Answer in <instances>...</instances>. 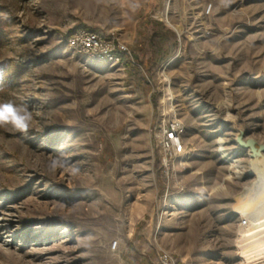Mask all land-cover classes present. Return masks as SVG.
<instances>
[{
  "label": "rangeland",
  "instance_id": "374dc122",
  "mask_svg": "<svg viewBox=\"0 0 264 264\" xmlns=\"http://www.w3.org/2000/svg\"><path fill=\"white\" fill-rule=\"evenodd\" d=\"M80 28L131 58L73 52ZM164 63L186 146L168 171ZM6 101L33 120L0 127V264H249L233 205L257 175L236 137L264 145V0H0Z\"/></svg>",
  "mask_w": 264,
  "mask_h": 264
},
{
  "label": "built area",
  "instance_id": "2783aa9c",
  "mask_svg": "<svg viewBox=\"0 0 264 264\" xmlns=\"http://www.w3.org/2000/svg\"><path fill=\"white\" fill-rule=\"evenodd\" d=\"M66 44L73 52L84 55L91 60L113 64H122L131 58L128 44L113 32L102 34L98 31L80 28L71 31L66 36ZM161 102L162 110L156 121L153 132L161 154V166L167 171L186 155V146L183 139L184 124L177 114L172 112L173 107ZM164 264H174L172 257L164 252L161 255Z\"/></svg>",
  "mask_w": 264,
  "mask_h": 264
},
{
  "label": "bare ground",
  "instance_id": "6f19581e",
  "mask_svg": "<svg viewBox=\"0 0 264 264\" xmlns=\"http://www.w3.org/2000/svg\"><path fill=\"white\" fill-rule=\"evenodd\" d=\"M161 15L165 17V12ZM165 65L166 63L161 66L159 73L168 96L162 95L161 102L172 105L171 81L165 74ZM172 112L174 113V109ZM260 155V151L251 152L250 171L257 176L236 195L233 205L234 212L241 217L236 245L241 249L242 258L249 264H255L253 261L260 258V254H264V159L259 158Z\"/></svg>",
  "mask_w": 264,
  "mask_h": 264
},
{
  "label": "clouds",
  "instance_id": "9594fccd",
  "mask_svg": "<svg viewBox=\"0 0 264 264\" xmlns=\"http://www.w3.org/2000/svg\"><path fill=\"white\" fill-rule=\"evenodd\" d=\"M32 120V112L27 106L11 101L0 102V127L11 126L18 132L27 133Z\"/></svg>",
  "mask_w": 264,
  "mask_h": 264
},
{
  "label": "water",
  "instance_id": "95a60500",
  "mask_svg": "<svg viewBox=\"0 0 264 264\" xmlns=\"http://www.w3.org/2000/svg\"><path fill=\"white\" fill-rule=\"evenodd\" d=\"M236 141L238 144H240V146L249 147L252 153H257L258 151L264 149V145L255 146L254 141L252 139L243 140L240 134L236 137ZM249 174L253 175V172L250 171Z\"/></svg>",
  "mask_w": 264,
  "mask_h": 264
},
{
  "label": "trees",
  "instance_id": "16d2710c",
  "mask_svg": "<svg viewBox=\"0 0 264 264\" xmlns=\"http://www.w3.org/2000/svg\"><path fill=\"white\" fill-rule=\"evenodd\" d=\"M157 50L159 49L158 47L156 48ZM158 53V52H157ZM155 54H156V51H155V53L153 52L152 53V56H151V60L153 61V62H155Z\"/></svg>",
  "mask_w": 264,
  "mask_h": 264
}]
</instances>
